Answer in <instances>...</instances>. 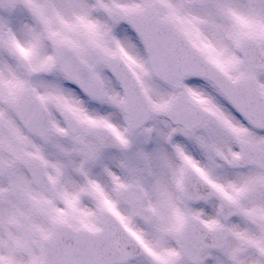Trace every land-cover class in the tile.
Masks as SVG:
<instances>
[{"label":"snow or ice","instance_id":"snow-or-ice-1","mask_svg":"<svg viewBox=\"0 0 264 264\" xmlns=\"http://www.w3.org/2000/svg\"><path fill=\"white\" fill-rule=\"evenodd\" d=\"M0 264H264V0H0Z\"/></svg>","mask_w":264,"mask_h":264}]
</instances>
